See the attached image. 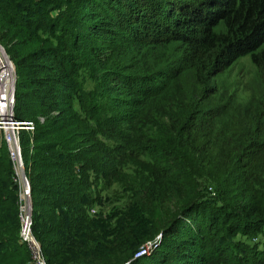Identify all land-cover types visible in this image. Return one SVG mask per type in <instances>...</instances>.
Returning <instances> with one entry per match:
<instances>
[{
  "label": "trees",
  "instance_id": "16d2710c",
  "mask_svg": "<svg viewBox=\"0 0 264 264\" xmlns=\"http://www.w3.org/2000/svg\"><path fill=\"white\" fill-rule=\"evenodd\" d=\"M263 43L264 0H0L46 264H264L241 240L264 236V90L209 81L264 68ZM216 141L237 176L219 201L195 178ZM15 178L0 135V264H31Z\"/></svg>",
  "mask_w": 264,
  "mask_h": 264
},
{
  "label": "rangeland",
  "instance_id": "374dc122",
  "mask_svg": "<svg viewBox=\"0 0 264 264\" xmlns=\"http://www.w3.org/2000/svg\"><path fill=\"white\" fill-rule=\"evenodd\" d=\"M264 48V43L261 46ZM210 85L216 87V95L221 98L227 96V94H234L237 99L244 100L250 93L251 87L256 90H264V68L255 66L250 59L249 55L240 57L237 61L232 63V65L226 70L214 74L212 78L209 79ZM259 86V87H258ZM224 160L223 149L220 148L219 141H216L210 153L207 156V163L205 167H197V170L204 176L199 175L195 176L201 187V192L205 198L210 200H223L224 198H230L232 196V188L236 185L234 184L237 176H234L231 169L225 170L222 162ZM23 166V161H22ZM24 168V166H23ZM16 181L18 182L19 189L21 188V195L24 192L23 186L18 181L16 175ZM20 219H21V228L23 219L22 216H25V199L20 198ZM100 205L94 204V208L97 210L101 207ZM93 212V211H92ZM30 230H31V213H30ZM21 236V229H20ZM158 236V235H157ZM155 237V236H154ZM153 237V238H154ZM239 237V236H238ZM22 238V237H21ZM242 241L250 242V244L257 246L258 249L264 248V236L257 234L252 238H246L241 236ZM23 239V238H22ZM27 241V240H26ZM28 252L31 260V264H37L36 257L34 255L33 246L27 241ZM42 254V253H41ZM43 256V255H42ZM44 257V256H43ZM45 261V259H44Z\"/></svg>",
  "mask_w": 264,
  "mask_h": 264
},
{
  "label": "built area",
  "instance_id": "2783aa9c",
  "mask_svg": "<svg viewBox=\"0 0 264 264\" xmlns=\"http://www.w3.org/2000/svg\"><path fill=\"white\" fill-rule=\"evenodd\" d=\"M16 71L13 61L10 59L4 48L0 45V135L4 140L9 156L13 162L15 172L24 168L22 166L21 146L19 135L22 129L32 131L34 123L32 120L20 119L14 113V92H15ZM42 119V117L40 118ZM17 175V173H16ZM18 177L20 183L21 177ZM16 179V178H15ZM94 211V208H91ZM22 216L23 223L21 228V237L27 240L33 246L34 255L37 264H46L41 254L38 242L33 240V234L30 230V217L27 219ZM28 233L31 234V241L28 240ZM36 239V238H35ZM155 240L145 241L135 253V257L148 252Z\"/></svg>",
  "mask_w": 264,
  "mask_h": 264
},
{
  "label": "bare ground",
  "instance_id": "6f19581e",
  "mask_svg": "<svg viewBox=\"0 0 264 264\" xmlns=\"http://www.w3.org/2000/svg\"><path fill=\"white\" fill-rule=\"evenodd\" d=\"M20 183H21V185L23 186V189H24V192L21 195V198L22 199H25V206L23 207V209L25 210V216H24V218L26 216H28L27 217V219H28L29 218V213H30V205H29V195H28V191H27V184H25L22 179H21ZM30 236H31V234L28 233V236H27L28 237V240L31 241L32 239H31Z\"/></svg>",
  "mask_w": 264,
  "mask_h": 264
},
{
  "label": "water",
  "instance_id": "95a60500",
  "mask_svg": "<svg viewBox=\"0 0 264 264\" xmlns=\"http://www.w3.org/2000/svg\"><path fill=\"white\" fill-rule=\"evenodd\" d=\"M16 173H17V175H18L19 177L22 178L23 182H24L25 184H27V191H28V195H29L30 213H31V196H30V187H29L28 179H27L25 173H23L22 169H19L18 171H16ZM30 213H29V217H30ZM33 238H34V240H35L36 242H38V241L35 239L34 236H33ZM38 245H39V247H40L39 242H38Z\"/></svg>",
  "mask_w": 264,
  "mask_h": 264
}]
</instances>
